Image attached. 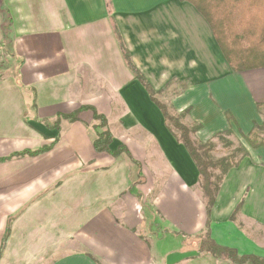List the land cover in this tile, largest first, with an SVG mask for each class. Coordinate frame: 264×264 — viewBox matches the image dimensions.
<instances>
[{
	"label": "crops",
	"instance_id": "1",
	"mask_svg": "<svg viewBox=\"0 0 264 264\" xmlns=\"http://www.w3.org/2000/svg\"><path fill=\"white\" fill-rule=\"evenodd\" d=\"M2 43L0 245L10 227L0 264H232L198 253L207 217L197 170L121 46L156 100L185 85L168 106L189 109L208 140L229 130L245 146L208 229L218 246L264 259V148L242 138L263 124L264 69L232 72L192 4L0 0ZM80 108L106 119L110 153L126 148L139 168L126 154L94 151L102 130L91 110L60 118ZM154 220L163 236L143 227Z\"/></svg>",
	"mask_w": 264,
	"mask_h": 264
},
{
	"label": "trees",
	"instance_id": "2",
	"mask_svg": "<svg viewBox=\"0 0 264 264\" xmlns=\"http://www.w3.org/2000/svg\"><path fill=\"white\" fill-rule=\"evenodd\" d=\"M189 2L194 6L198 13L208 24L214 39L220 49L227 65L232 72L244 73L257 69H264V0H180ZM1 52L6 54L5 46L0 44ZM124 59L130 69L136 75L139 83L145 88L150 101L160 111L163 124L166 130L173 136L175 141L182 145L192 160L200 183V188L205 199L206 207V233L202 236L197 245L198 253L209 255L220 261H226L232 264H264V259L256 256H238L233 249L218 246L211 238L209 233L210 212L214 206L216 196L220 186L230 170L238 167L242 159L248 156L245 146L238 142L227 141L225 138L233 136L231 131H225L215 134L211 139L195 144L191 139V134H195L202 129V126L195 124L192 129H188L179 123L178 119L169 114L168 108L155 99V93L147 84L145 79L132 66L129 55L122 49ZM258 109L264 108V105H258ZM91 110L93 119L97 122L96 139L93 143L94 151L98 154H110L117 157L126 154L132 162L139 168L138 164L133 161L130 154L124 147H120L115 152L109 150L111 143V134L104 130L107 126L106 119L98 115L92 108H80L72 115L60 117L70 122L77 120V115L83 110ZM187 109L183 114H189ZM226 120L232 121L229 113L226 114ZM245 144L250 149L264 148V125L254 124L248 135L242 137ZM220 141L225 150V154L220 158H214L216 154L215 141ZM47 148L41 149L35 153H21L13 156H23L25 154L35 156L45 152ZM10 156L4 160H7ZM3 160V161H4ZM241 209L238 205L234 213L230 216V221H235V216ZM10 222H8L2 242L0 245V257L4 250L5 243L9 234Z\"/></svg>",
	"mask_w": 264,
	"mask_h": 264
},
{
	"label": "rangeland",
	"instance_id": "3",
	"mask_svg": "<svg viewBox=\"0 0 264 264\" xmlns=\"http://www.w3.org/2000/svg\"><path fill=\"white\" fill-rule=\"evenodd\" d=\"M7 61L4 59V58H2L1 56H0V78H2L3 77V73L1 72L2 70H4V67H6V65H7ZM169 88V87H168ZM167 88V89H168ZM183 88H185V85H183V84H181V83H175V85L173 86V87H171V90H170V92H169V95L167 94L166 95V100L164 99H162V96L160 97H158V96H156V97H158V99L160 100V103H162V104H164L167 108H168V111H169V114L172 116V117H174V118H176V119H178V121H179V123L180 124H182L183 126H185L186 128H188V129H192L194 126H195V122L194 121H192L191 119H190V113L189 114H183V113H180V114H178V113H176L171 107H169L168 106V99L171 97V95H173V94H177L178 92H180ZM168 96V97H167ZM264 109V108H263ZM262 112L264 113V110H262ZM96 125H97V122H96ZM263 125H264V117H263ZM191 139L194 141V143L197 145V144H200V143H203V142H205V141H207L208 139L207 138H205L204 136H203V134H202V132L201 131H199V132H197V133H195V134H191ZM227 141H229V142H233L234 143V145H237V143L239 142L237 139H239L237 136H236V139H234V138H232V137H230V138H225ZM214 144L216 145V154H215V156H214V158H220V157H222L225 153V150H224V146H223V144L220 142V141H215L214 142ZM147 203V202H146ZM156 218V217H155ZM148 225V229H146V230H148L149 232H150V234L151 235H153V236H163V234H164V229L165 228H163L161 225H159V224H157V222H156V220H154L152 223H150V222H146V221H144V228H145V226H147ZM156 236V237H157ZM195 240V239H194ZM187 248V250L186 249H184L183 251L185 252V250L188 252L189 251V249L188 248H195V247H193V246H186ZM189 253H191V252H189ZM192 254V253H191Z\"/></svg>",
	"mask_w": 264,
	"mask_h": 264
}]
</instances>
